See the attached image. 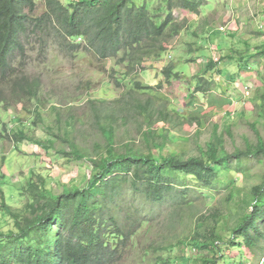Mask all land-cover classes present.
<instances>
[{
    "label": "trees",
    "instance_id": "trees-1",
    "mask_svg": "<svg viewBox=\"0 0 264 264\" xmlns=\"http://www.w3.org/2000/svg\"><path fill=\"white\" fill-rule=\"evenodd\" d=\"M164 4L166 17L159 8L155 13L145 1L138 0H44L41 12L36 0H0V84H10L18 99L39 100L42 83L29 72L30 47L43 59L51 48L66 58L83 50L100 61L116 59L126 76L139 73L147 59L162 56L185 28L177 22L173 9L198 13L202 6L200 0H164ZM256 48L246 59H239L240 66L264 60V42ZM232 59L230 55L225 58ZM217 65L209 60L204 73L195 77L197 92L213 90L206 75ZM161 74L167 84L181 78L174 63L166 65ZM113 82L124 91L118 99L89 101L87 116L93 118V125L105 139L96 155H89L74 136L84 120L72 113L65 118L58 116L65 126L63 132H54L64 141L60 148L53 138L37 142L47 150L57 149L69 161L87 160L91 174L84 186H65L56 193L44 175L33 174L25 186L29 196L26 213L15 211L4 200L0 186V207L12 225L7 231L0 229V264H119L144 223L163 215H170L172 221L199 211L189 241L204 252L201 258L205 264H228V260L244 264L226 253L234 247H244L253 258L263 256L264 173L261 182L251 188L250 211L239 217L230 240H223L217 230L223 215L217 205L219 190L224 187L222 175L244 172L250 162L264 165V139L258 130L255 142L232 152L226 150L224 136L217 128L200 155L165 152L171 133L154 125L163 122L173 130L188 122L200 127L203 114L183 115L169 108L168 100L149 92L162 88V82L153 86L134 79L131 87L124 79ZM260 100L258 115L263 119L264 91ZM132 116L141 123L142 143H120L116 139L117 120L129 121ZM15 137L18 142L28 139L22 130ZM233 199L230 191L226 200L230 203ZM203 209L211 213L203 214Z\"/></svg>",
    "mask_w": 264,
    "mask_h": 264
},
{
    "label": "rangeland",
    "instance_id": "rangeland-1",
    "mask_svg": "<svg viewBox=\"0 0 264 264\" xmlns=\"http://www.w3.org/2000/svg\"><path fill=\"white\" fill-rule=\"evenodd\" d=\"M138 1H145L155 13L159 8L161 16H167L164 0ZM200 1L202 6L198 13L181 7L173 9L177 22L185 28L162 56L147 59L143 64L145 69L130 76L124 74L123 65L117 64L114 58L100 61L83 50L66 58L51 48L43 59L37 49L30 47L29 72L40 77L42 83L39 100L18 99L12 94L10 84H0V186L4 200L15 211H27L29 196L25 186L33 174L44 175L48 186L56 193H61L65 186L86 184L91 174L87 160L69 161L58 154L57 149L47 150L37 142L53 138L60 148L64 141L54 134L63 132L65 126L58 121V116L61 114L65 118L72 113L84 120L74 136L85 145L89 155H96L105 139L93 125V118L87 116L89 101L109 103L118 99L124 91L113 82L117 78L124 79L129 87L132 86L130 80L134 79L153 86L162 82V88L149 92L168 100L169 108H175L183 115L203 114L200 127L197 123L187 122L172 130L163 122L156 123L155 129L166 127L171 133L165 152L185 157L200 155L216 128L224 136L229 152L255 142L256 130L264 139V118L258 115L260 94L264 91V60L239 65V59L255 53L256 46L264 42V0ZM36 2L41 12L44 0ZM229 55L233 59L225 60ZM209 60L218 64L206 75L213 82V90L197 92L195 77L204 73ZM169 63L175 64L181 78L167 84L161 70ZM116 124L118 142L134 140L136 144L142 143L141 123L135 116L129 117V121L118 119ZM18 130H22L28 139L18 142L15 137ZM66 149L70 148L67 146ZM263 173L264 165L250 162L249 169L244 172L229 171L222 175L224 187L219 190L217 205L222 208L223 215L217 230L223 240H230L239 217L244 211H250V190L261 182ZM230 191L234 199L229 203L226 198ZM1 199L0 193V202ZM199 212L177 216L172 221L170 215H163L155 222L144 223L119 264H205L201 258L205 257L204 252L195 249L189 241L191 227ZM202 212L211 213L206 209ZM11 226L9 215L0 207V229L7 231ZM228 252L244 264L253 261L264 264V255L253 258L244 247H234ZM219 263L223 264L222 261ZM229 263L234 264L228 260Z\"/></svg>",
    "mask_w": 264,
    "mask_h": 264
}]
</instances>
